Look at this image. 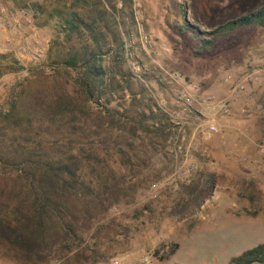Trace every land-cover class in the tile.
<instances>
[{
  "label": "rangeland",
  "instance_id": "374dc122",
  "mask_svg": "<svg viewBox=\"0 0 264 264\" xmlns=\"http://www.w3.org/2000/svg\"><path fill=\"white\" fill-rule=\"evenodd\" d=\"M126 1L116 13L123 69L131 72L129 83H122L126 90L114 92L109 104L103 99L87 106L76 122L66 118L53 124L37 117L32 127L23 122L16 131L5 129L8 137L0 135V145L10 156L32 152L36 160L48 154L68 161L74 155L89 182L115 177L137 186L129 203L120 202L95 223L102 228L98 238L91 231L74 253L49 264H228L264 243V26L227 37L210 33L264 8V0ZM57 2L0 0V24L7 27L0 31V56H8L0 57V106L15 85L30 92L40 84L50 97L55 76L84 105L75 73L66 75L54 64L69 45L56 22L48 20ZM186 25L203 34L195 37ZM201 38L212 40L215 50L200 48ZM71 44L79 45L76 39ZM114 54L105 59L110 71ZM177 73L181 79L174 80ZM228 77L247 81L245 97L225 82ZM189 82L227 104L229 113L203 110L198 97L192 106L180 104L178 92ZM210 122L219 131L206 140L202 130ZM135 127L140 129L134 134ZM199 176L214 181L210 197L180 218V186ZM174 245L175 254L160 257ZM0 264L42 263L0 241Z\"/></svg>",
  "mask_w": 264,
  "mask_h": 264
},
{
  "label": "trees",
  "instance_id": "16d2710c",
  "mask_svg": "<svg viewBox=\"0 0 264 264\" xmlns=\"http://www.w3.org/2000/svg\"><path fill=\"white\" fill-rule=\"evenodd\" d=\"M122 2L127 1L58 0L48 13V20L56 22L59 37L69 45L67 52L57 54L54 64L66 75L75 73L73 81L80 89L84 105L78 104L66 91V83H61L58 76L53 77L51 87L54 92L47 98L42 94L40 84L30 92L28 88L19 90L15 85L0 106V125H4L1 136L8 137L5 129L16 131L23 122L32 127L37 117L53 124L66 118L76 122L87 106L100 105L103 99L109 104L114 92L126 90L122 83H129L131 72L123 69L125 50L116 15ZM249 26H264V8L229 21L210 35L227 37ZM184 30L193 32L197 38L203 34L192 25H186ZM73 39L78 41V46L71 44ZM200 48L213 52L215 44L201 38ZM111 51L115 52L116 64L110 71L105 66V59ZM2 74L0 72V76ZM150 113L154 115L152 109ZM139 129L135 127L133 133ZM3 150L0 145V241L23 257L42 264L74 253L75 244L81 245L84 235L91 231L98 238L102 228H95V223L103 220L120 202L129 203L137 188L115 177L100 180L98 184L87 181L82 177V165L74 155L68 161L48 154L43 155L46 158L36 160L32 158V152L10 156ZM213 185L214 181L208 176L183 183L176 203L180 208L178 217L184 218L191 211H198L210 197ZM176 248V245L172 246L169 253L163 252L160 257L175 254ZM263 263L264 243L233 257L228 264Z\"/></svg>",
  "mask_w": 264,
  "mask_h": 264
},
{
  "label": "built area",
  "instance_id": "2783aa9c",
  "mask_svg": "<svg viewBox=\"0 0 264 264\" xmlns=\"http://www.w3.org/2000/svg\"><path fill=\"white\" fill-rule=\"evenodd\" d=\"M2 14H6V10L2 9L1 10ZM5 21H8V18H4ZM6 31L7 27L6 24H0V31ZM145 39L147 40V37H145ZM34 58L36 59V56H34ZM181 79V74L177 73L174 75V80H179ZM253 79V77H252ZM255 80L258 79V77H254ZM225 82L227 84H229L231 87H233L235 93L240 96V97H245V93L247 90V81L246 80H232L231 77H228L225 79ZM201 85L196 83V82H189L188 83V89H186L185 91H180L178 92L179 94L177 95L178 98V102L180 104H182L183 106H192V104L194 102H196V98L198 97V103L200 105V107L203 110H208L214 114L216 113H229V106L225 103H222L221 101H219L217 99V97L214 94H210V93H201ZM243 114H246V109H243L241 111ZM203 134L206 140H209L214 134H216L219 130L217 128L216 123L214 122H210L208 123L207 127L204 128L203 130ZM184 139V138H183ZM182 139V140H183ZM178 149H179V153L182 152V144H178L177 145ZM207 151V150H205ZM165 250L168 251L169 250V246L165 247ZM149 261V257H145L144 258V262H148ZM115 264H119V262H115Z\"/></svg>",
  "mask_w": 264,
  "mask_h": 264
}]
</instances>
